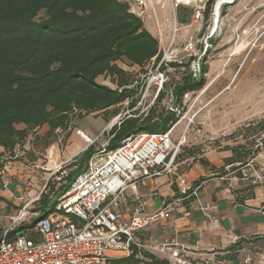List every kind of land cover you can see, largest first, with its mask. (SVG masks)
<instances>
[{
	"label": "trees",
	"instance_id": "16d2710c",
	"mask_svg": "<svg viewBox=\"0 0 264 264\" xmlns=\"http://www.w3.org/2000/svg\"><path fill=\"white\" fill-rule=\"evenodd\" d=\"M213 0H209L210 4ZM188 8L178 5L175 13L179 22H187ZM43 12L44 16L39 17ZM208 10L205 11V14ZM158 39L144 26L141 17L131 11L129 3L120 0H0V147L2 153L11 154L16 148L22 152L25 138L30 130L46 124L51 134L67 124L68 115L74 110L86 113L104 111L128 102L129 113L121 116L107 133L106 149L116 148L127 136L145 131L161 133L169 130L178 120V110L168 105L157 108L149 105L145 111L133 109L136 103L126 72L117 65L125 60L129 64L143 66L150 60L158 62L161 57ZM185 67L179 78L171 82L169 89L173 105L180 106L186 92L202 88V74L193 76L186 63H171V67ZM108 74L118 77L117 87L98 83L97 77ZM166 86V85H165ZM163 87L154 101L165 95ZM119 115V114H118ZM21 125V127H18ZM264 128V127H263ZM262 140V139H260ZM263 142V140L261 141ZM247 152L237 147H227L234 155L226 162L239 161L233 169H239L247 154L250 158L260 150L257 143ZM239 149L244 148L237 145ZM89 145L70 163L65 183H50L42 193L37 206L40 213L30 226L55 209L57 199L77 174L86 168L94 153ZM21 156V155H20ZM194 162L220 171L203 155ZM179 153L174 164L177 165ZM0 164V168H1ZM74 167V168H72ZM202 179L192 183L198 185ZM5 199L0 196V201ZM7 204L6 207H11ZM32 234V233H31ZM32 237V236H31ZM2 228L0 227V240ZM168 264L165 258L142 252V259L115 257L111 264Z\"/></svg>",
	"mask_w": 264,
	"mask_h": 264
},
{
	"label": "rangeland",
	"instance_id": "374dc122",
	"mask_svg": "<svg viewBox=\"0 0 264 264\" xmlns=\"http://www.w3.org/2000/svg\"><path fill=\"white\" fill-rule=\"evenodd\" d=\"M208 1L205 8L208 13L204 11L201 26L192 23L191 8L187 11V22H179L176 19L174 0H161L160 3L157 0H146L149 14L142 18L143 24L158 39L161 52H173L182 63L188 62L189 69L191 57L183 51L184 43L189 36L201 41L197 42L200 52L197 57L199 66L196 64L195 70L198 76L202 65H206V71L201 76L203 86L197 91L188 92L186 98L183 96L181 105L177 106L180 112L178 120L171 132L173 145L179 143V158L176 160L179 174L185 173L194 163L195 160L188 157L190 153L197 158L207 154L213 161L221 157L218 152L229 150L227 147H237L238 151L247 152L251 146L255 149V143L263 140L264 144V0H234L222 6L217 26L214 23L216 0L210 4ZM42 16L44 13L40 12L39 17ZM175 21L180 29L174 34L172 26ZM206 37L207 44L203 41ZM241 42L247 46L239 54H234L233 49ZM116 63L126 72L130 86L135 88L133 97L136 103L133 109L137 108L139 112L145 111L148 104L155 103L158 109L169 106L171 82L185 71L183 65L165 71V95L156 102L153 97L157 62L150 60L143 66L129 64L125 60ZM117 79V76L103 74L96 81L116 88ZM146 85H149L147 90ZM221 87H226L225 92L218 93ZM260 90L263 93H259ZM129 111L128 102L104 111L86 113L74 110L68 115L66 126L55 129L51 134L46 133L49 128L46 124L30 130L25 138V153L12 160H21L26 166L16 168V163H12L5 178L17 179L21 185V197H26L28 193L35 194L40 190L36 181L47 173L43 167L51 166V160L73 162L89 145L94 146V151L106 146V136L113 119ZM79 129L90 141L79 136ZM237 145L244 148L239 149ZM20 157H25L26 161ZM28 182L31 184L27 185ZM10 190L13 191L12 186ZM16 209L1 206L0 203V211L11 212Z\"/></svg>",
	"mask_w": 264,
	"mask_h": 264
},
{
	"label": "built area",
	"instance_id": "2783aa9c",
	"mask_svg": "<svg viewBox=\"0 0 264 264\" xmlns=\"http://www.w3.org/2000/svg\"><path fill=\"white\" fill-rule=\"evenodd\" d=\"M207 1L174 0V5L190 6L192 23L201 26ZM133 3L135 9L131 11L136 15L143 18L148 14L146 0H133ZM229 4L231 2H224L220 8ZM179 29L175 21L173 33ZM207 38L203 40L205 44ZM197 42L201 41L189 36L183 46V51L191 57L190 70L193 76L197 75L195 65L199 66L197 57L200 48ZM173 62L181 61L173 52H163L156 63L153 101L166 81L165 71L171 68ZM148 88L149 85H146L145 90ZM183 96L186 98L188 92ZM169 108L177 110L172 101ZM120 118L121 115H117L112 125L118 123ZM172 129L161 133L140 131L124 138L114 149L108 150L103 146L92 153L85 170L77 174L68 188L59 195L55 209L30 226L40 213L34 207L41 194L47 192L50 183L56 186L65 183L71 170V162L51 160V166L43 167L46 175L36 181L40 190L33 195L28 193L26 197H21V204L16 210L0 211V264H110L108 250L121 253L122 257L133 256L136 260L142 259L143 251H148L162 255L168 264H208L191 258L189 247L175 239L152 243L147 237L151 225L166 218L168 205L148 212L139 187L146 186L149 180L165 173L175 174L174 158L179 143L173 145ZM77 133L83 135L81 130H77ZM257 146L262 148L264 144L260 141ZM20 155L21 150L16 148L11 154L0 155V163L10 162ZM252 176L264 182V173L255 167H252ZM176 184L182 198L198 196L200 184L194 185L181 175L176 176ZM129 203L130 215L121 221L119 209ZM197 206L206 218L214 219L213 202L197 200ZM19 232L23 233L21 237L18 236Z\"/></svg>",
	"mask_w": 264,
	"mask_h": 264
},
{
	"label": "crops",
	"instance_id": "0c3cea01",
	"mask_svg": "<svg viewBox=\"0 0 264 264\" xmlns=\"http://www.w3.org/2000/svg\"><path fill=\"white\" fill-rule=\"evenodd\" d=\"M120 1L129 3L131 10L135 9L133 0ZM144 26L153 35L145 23ZM225 89L226 87H221L217 92H225ZM259 93L263 91L260 90ZM23 148L26 149L27 146L24 145ZM31 150L34 149L31 147ZM2 152L0 147V155L5 154ZM23 153L25 151L22 150L21 156ZM218 153L221 154L218 160L212 161L207 154L203 156L217 168H222V172H213L209 167L194 162L185 173L179 174L176 167L175 174L165 173L149 180L146 186L139 187L148 212L168 205L166 218L149 228L148 240L161 243L175 239L189 247L191 258L201 263L264 264V182L257 181L252 176V167L264 173V148H260L251 158L247 154L245 157L248 158H245L238 170L233 167L238 166L239 161H225L234 155L231 149ZM20 159L26 161L25 157ZM12 163L18 164H15L16 168L26 166L21 160L0 163V196L5 199L0 203L1 206L6 207L9 203L11 207L18 208L21 204V185L17 179L5 178ZM177 175L184 176L190 182L202 179L196 198L180 196L176 184ZM11 186L13 191L10 190ZM26 187L28 188H24ZM197 200L214 203V219L204 216L197 206ZM119 214L120 220L125 221L130 215V203L121 206ZM107 255L111 259L122 257L121 253L113 250H108ZM156 256L164 258L160 254Z\"/></svg>",
	"mask_w": 264,
	"mask_h": 264
},
{
	"label": "bare ground",
	"instance_id": "6f19581e",
	"mask_svg": "<svg viewBox=\"0 0 264 264\" xmlns=\"http://www.w3.org/2000/svg\"><path fill=\"white\" fill-rule=\"evenodd\" d=\"M234 0H217V2H216V4H215V20H214V23H215V26H217V23H218V21H219V8H220V6L222 5V3H224V2H233ZM247 46V44L246 43H243V42H241L240 44H238L237 46H235V48L233 49V53L234 54H239L245 47ZM82 138L83 139H85V137H86V141H88V137L82 132ZM80 136V135H79Z\"/></svg>",
	"mask_w": 264,
	"mask_h": 264
},
{
	"label": "water",
	"instance_id": "95a60500",
	"mask_svg": "<svg viewBox=\"0 0 264 264\" xmlns=\"http://www.w3.org/2000/svg\"><path fill=\"white\" fill-rule=\"evenodd\" d=\"M22 235H23V233H22V232H19V233H18V236H19V237H21Z\"/></svg>",
	"mask_w": 264,
	"mask_h": 264
}]
</instances>
